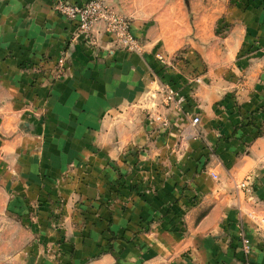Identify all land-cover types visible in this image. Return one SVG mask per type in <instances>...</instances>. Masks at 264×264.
I'll list each match as a JSON object with an SVG mask.
<instances>
[{"label":"crops","instance_id":"crops-1","mask_svg":"<svg viewBox=\"0 0 264 264\" xmlns=\"http://www.w3.org/2000/svg\"><path fill=\"white\" fill-rule=\"evenodd\" d=\"M58 1L0 0V98L9 100L5 107L10 108L6 111L7 115L20 114L21 120H25L31 115L28 113L31 108V112L42 113L46 119H42L46 123L44 128L49 132L45 143H73V147L77 144L78 149L86 147L74 156L77 162L90 161L92 174L93 170L107 172V156L115 157L117 146L133 147L145 142L141 125L133 132L123 128L122 118L128 113L121 112L124 107L142 102L146 93L151 94L154 99L151 103L153 116L163 122L162 127L167 126L164 129L158 122L159 130L152 134L157 138V152L162 153L161 158L167 155L165 159L169 163L176 158V162L182 164L177 181L188 182L190 190H193L188 193L201 195L203 199L187 212L183 225H179L184 227L185 237L161 230L136 236L133 243L138 245V258L147 254L153 263L164 261V264H264V225H257L245 216V211L251 207L264 211V136L257 137V129L252 126L233 134L238 116L234 110L224 109V106L231 107L229 97L235 85L242 113L247 115L264 100V68L258 61L264 58V52L257 53L256 57L254 55L250 61L252 64L243 60L237 62V70L246 74L245 80L225 83L221 79L220 82L215 81L212 87L204 88L202 78L201 83L195 85L192 80L195 75L190 68L160 65L155 55L165 57V50L156 39H152L155 33L149 27V20L139 13L133 0H107L112 9L130 18L132 33L142 44V52L114 49L104 34L103 25L98 24L92 30L94 44L91 48H87L81 39L73 48L62 79L51 85L44 83L31 88L29 84L35 83L34 76L22 69L41 61L49 70L75 36L74 24L54 10ZM62 1L83 5L88 0ZM245 64L249 66L246 71H241L240 67ZM162 82H169L184 97L183 111L177 112L161 104L158 88ZM225 95L227 98H224ZM222 98L225 100L220 103L221 108L215 111L213 103ZM194 116L199 118L196 125L191 123ZM219 116H222V127ZM190 126L205 128V143H193L198 153L215 150L214 161L199 175H192L186 167L183 168L190 160L189 145L185 147V143L181 144L177 157L165 154L171 152V136ZM149 127L152 130L150 124ZM116 132L120 137L119 144L111 145ZM222 136L229 138V142L219 139ZM28 143L33 142L28 139ZM95 147L100 148L98 155H93ZM84 151L86 154L82 156ZM47 162L44 161V164ZM222 163L228 167L226 174L220 171ZM106 177L111 178V174L107 173ZM90 179L94 180V177ZM244 179L250 180V196L238 188ZM11 183L14 185L16 182ZM18 186L22 194H31L30 187ZM61 192L66 193L62 188ZM160 193L164 195L161 190ZM127 205L124 214L117 215V209L113 207L110 213L113 218L111 228L122 231L123 238L129 241L139 230L140 218L148 209L134 199ZM154 212L148 210L150 214ZM118 216L120 219H117ZM165 221L172 223L169 219ZM154 226L160 228L162 224ZM240 234L250 241L251 250L247 255L241 250ZM91 236L79 243L77 240L73 244L62 241L56 248L58 261L54 264H86ZM124 246L129 248L133 245L127 242ZM110 259L104 255L91 264H109ZM45 264H53V261L47 258Z\"/></svg>","mask_w":264,"mask_h":264},{"label":"rangeland","instance_id":"rangeland-1","mask_svg":"<svg viewBox=\"0 0 264 264\" xmlns=\"http://www.w3.org/2000/svg\"><path fill=\"white\" fill-rule=\"evenodd\" d=\"M133 2L139 13L149 20V27L155 33L152 39H156L165 50L170 64L168 68H190L192 75L202 78L204 88L212 87L215 81L220 82L221 79L225 83L245 80L246 74L237 70V62L243 60L246 64H252L253 56L264 52V0ZM77 43L79 40L73 37L68 49L62 52L66 71ZM258 61L264 68V58ZM246 64L240 67L241 71H246L249 66ZM52 69L48 70L40 61L22 71L34 76L32 79L35 83L29 86L35 88L44 83L53 84L50 78ZM236 93L235 85L229 97L231 107L224 106L226 111L234 110L238 116L233 134L241 128L252 126L257 129L256 136L263 137L264 100L246 115L241 112L242 104ZM224 98L213 103L215 111L221 108L220 103ZM153 100L151 94L146 93L142 102L124 107L121 112L128 113L122 118L123 128L133 132L141 125L145 142L129 148L117 146L116 156H107L108 166H105V170L108 171L97 173L93 170L92 174L90 161L78 163L77 157H74L86 147L78 149L77 144L73 147V143H45L49 136L44 128L46 123L42 121L46 120L45 115L36 110L31 112L32 108L28 112L30 117L27 116L25 120H21L20 114L7 115L6 111L10 108L5 107L9 100L0 98V264H45L47 258L54 264L58 261L56 248L62 241L73 244L77 240L79 243L90 235L93 238H90L92 242H89L86 264L97 262L104 255L111 258L109 264L165 263H153L147 254L138 258V245L133 243L134 238L140 234L150 235L154 230L179 233L185 237L184 227L179 225L187 212L202 201L203 196L189 194L193 192L189 183L177 181L182 164L176 162V158L169 163L165 159L167 155L161 158L162 153L157 152V138L152 134L159 130L158 122L159 126L164 125L153 116ZM221 118L219 116L220 127L223 126ZM204 129V126H190L173 134L169 139L171 152L165 153L177 157L181 144L185 143V147L189 145L190 160L183 168L186 167L192 175L201 174L214 161L215 150L198 153L197 147L193 146V143H205ZM218 131L221 132L220 128ZM118 138L116 132L110 144H119ZM28 139L33 143H28ZM219 139L229 142L225 136ZM99 153L100 148L95 147L93 155ZM85 154L84 151L82 156ZM44 161H48L47 164ZM219 167L223 173L228 172L227 165L222 163ZM107 173L111 174V178L106 177ZM90 177H94L95 181ZM11 182H16L14 189ZM242 182H246V179ZM28 183H33V186ZM18 185L30 187L31 194H22ZM61 188L66 193H62ZM133 199L142 203L145 209L155 212L150 214L146 210L144 217L140 218L139 230L133 233V239L127 241L122 231L111 228L113 218L110 208H116L117 215L124 214V209H128L127 204ZM166 219L172 223H167ZM158 224L162 226H154ZM127 242L133 246L126 248L124 244Z\"/></svg>","mask_w":264,"mask_h":264},{"label":"built area","instance_id":"built-area-1","mask_svg":"<svg viewBox=\"0 0 264 264\" xmlns=\"http://www.w3.org/2000/svg\"><path fill=\"white\" fill-rule=\"evenodd\" d=\"M54 10L67 21L75 26V39H81L87 48H91L94 44L92 39V30L98 25H103L104 34L107 36L109 43L116 50L126 51L129 53H141L142 44L134 36L131 30V23L126 16L116 12L108 5L107 0H88L83 5H74L65 1L59 0L54 5ZM156 60L162 67H170L166 57L162 54L155 55ZM66 71L65 58L62 56L55 60L53 69L50 72V78L53 81L59 80ZM193 82L195 85L201 83V77L194 76ZM158 92L162 98V103L170 107L172 110L183 111L184 97L180 94L176 87L169 82H162L159 84ZM192 125L199 123L198 116H194L191 120ZM248 196L251 195V183L249 179L246 182L240 183L238 186ZM244 192V193H245ZM246 218L256 223L257 225H264V211L262 210H246ZM241 250L244 254H249L251 247L250 241L243 235L239 237Z\"/></svg>","mask_w":264,"mask_h":264}]
</instances>
